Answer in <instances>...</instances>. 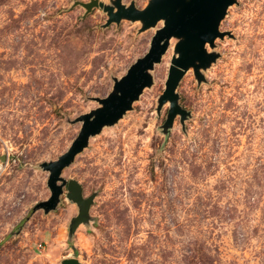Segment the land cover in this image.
<instances>
[{
    "label": "rangeland",
    "instance_id": "rangeland-1",
    "mask_svg": "<svg viewBox=\"0 0 264 264\" xmlns=\"http://www.w3.org/2000/svg\"><path fill=\"white\" fill-rule=\"evenodd\" d=\"M92 0H0V264H264V0H235L207 46L215 62L180 79L177 116L157 110L176 39L131 109L91 137L61 177L94 195L69 234L66 188L53 211L48 173L113 80L163 22L104 27ZM111 5L113 0H97ZM143 9L149 0H121Z\"/></svg>",
    "mask_w": 264,
    "mask_h": 264
},
{
    "label": "water",
    "instance_id": "water-1",
    "mask_svg": "<svg viewBox=\"0 0 264 264\" xmlns=\"http://www.w3.org/2000/svg\"><path fill=\"white\" fill-rule=\"evenodd\" d=\"M233 4L235 0H149L139 10L134 3L125 6L121 0H113L111 5L97 0L80 3L87 13L93 8H100L107 15L104 27L112 23L119 24L122 20L140 22V32L154 28L159 22H163V27L156 31L148 52L137 59L124 76L113 80L112 91L104 98L94 99L99 107L77 119L76 122L81 123V128L69 149L56 161L41 165L43 171L48 173L47 187L50 197L39 203L35 210L42 209L45 213L53 211L66 188V198L77 208V215L70 222L69 234L72 235L79 225L88 221L94 195L83 198L81 185L75 180H64L61 173L82 152L91 137L99 134L103 127L117 123L131 109L132 103L138 100L142 91L151 87L152 78L149 72L161 61L171 39L177 40L175 56L171 61L165 90L158 100L157 110L169 103L164 131L172 127L177 116L183 123L189 114L178 105L175 89L190 68L193 69L198 83L203 80L200 70L210 67L217 58V55L207 52V46L213 48L214 41L223 37V33L219 32V25L228 7ZM0 159L6 161L5 156ZM60 264L79 262L70 258L64 259Z\"/></svg>",
    "mask_w": 264,
    "mask_h": 264
}]
</instances>
